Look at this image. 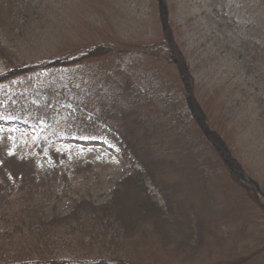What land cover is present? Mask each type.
<instances>
[{
    "label": "trees",
    "instance_id": "trees-1",
    "mask_svg": "<svg viewBox=\"0 0 264 264\" xmlns=\"http://www.w3.org/2000/svg\"><path fill=\"white\" fill-rule=\"evenodd\" d=\"M40 3L0 0L2 37L11 36L14 41L22 35V27ZM254 3L247 32H255L254 39H245L262 49L264 0ZM161 30L162 38L155 41L126 43L107 36L86 44L75 55L55 57L40 66L10 67L0 74L4 86L0 119L12 121L7 125L9 131L23 134L31 126L43 125L35 141L11 151L5 138H0V264H264V221L255 219L251 212L254 203L248 201L253 194L262 196L261 190L246 178L248 174L232 154L213 139L211 129L228 121L218 109L224 102L217 101L216 95L200 101L185 50L164 19ZM3 41L0 38V57L6 58L8 46ZM123 54L175 67L183 86L168 98H160L165 108L159 114L143 116L136 111L143 91L131 78L121 83L110 75L109 88L95 96L88 94L90 84L76 90L67 77L64 82L30 79L29 84L24 80L35 71ZM76 91L81 97L75 96ZM255 110L259 112L257 130L264 133V96L258 97ZM58 137H105L116 145L125 174L115 182L106 201L96 203L82 197L67 214L46 218L43 206L50 199L54 203L55 192L39 190L41 177L34 169V159L52 150ZM217 181H222L224 189ZM20 191L29 197L41 195L43 203L37 200L30 209L12 210L11 214L9 209ZM211 196L217 203L203 200L212 209L203 210L202 199ZM227 242L231 244H223ZM76 246H95L96 258H80ZM61 247L66 249V258L57 257Z\"/></svg>",
    "mask_w": 264,
    "mask_h": 264
},
{
    "label": "rangeland",
    "instance_id": "rangeland-1",
    "mask_svg": "<svg viewBox=\"0 0 264 264\" xmlns=\"http://www.w3.org/2000/svg\"><path fill=\"white\" fill-rule=\"evenodd\" d=\"M40 1L37 12L22 27V35L18 34L12 41L11 36L6 40L0 32V38L8 46L7 57H0V74L8 72L10 67L40 66L41 62L55 57L75 55L86 44L107 36L126 43L155 41L162 38L164 19L185 50L198 85L200 101L206 102L209 96L216 95L219 98L217 101L222 99L221 102H224L223 108L218 109L223 110L228 121L223 120L222 123L219 120L220 128L211 129L214 131L213 139L232 154L248 174L246 178L261 190L262 196L253 194L248 201L254 203V211L251 212L255 219L264 221V133L257 130L255 120L259 114L255 110L256 101L264 96V48H254L246 41L251 39L253 42L255 34L247 33L251 29L249 24L253 19L254 0ZM232 17L236 18V22ZM110 75L112 80L117 79L121 83L125 82V78H131L139 84L143 95L138 98L136 111L143 116L157 111L156 114H159L165 108L160 98H168L167 95L174 94V89L183 86L173 65L128 54L102 56L52 71H35L24 80L30 84V79H38L42 83L51 79L64 82L69 78L76 90L90 84L88 94L95 96L97 92L109 88ZM3 87L0 84V92ZM75 96L81 97L80 92L76 91ZM194 114L199 117L196 112ZM9 123L10 120L0 119V138H5L9 151L29 140L35 141L43 126H31L22 134L9 131ZM241 124L245 129L242 130ZM34 169L41 177L39 190L55 192L54 203L50 199L43 206L46 218L52 214H67L74 201L82 197L96 203L106 201L115 182L125 174V164L118 155L116 145L105 137H58L53 141L52 150L35 156ZM217 182L222 186V181ZM60 195L62 198L58 199ZM205 198L201 201L205 207L203 210H212L210 204L203 200L217 203V198ZM37 200L41 203L44 199L41 195L29 197L20 191L9 212L30 209L32 202ZM41 209L38 207V210ZM19 212L18 217L26 222ZM12 224L8 222L10 227ZM223 244L227 246L231 243ZM76 248L78 251L75 254H79L80 258L93 260L97 256L95 246L91 247L93 249L86 246ZM59 250L58 258L68 256L65 248Z\"/></svg>",
    "mask_w": 264,
    "mask_h": 264
},
{
    "label": "water",
    "instance_id": "water-1",
    "mask_svg": "<svg viewBox=\"0 0 264 264\" xmlns=\"http://www.w3.org/2000/svg\"><path fill=\"white\" fill-rule=\"evenodd\" d=\"M74 140H76V139H74ZM81 142H86V141H84V140H81ZM93 142H95V141H93ZM223 159H224V158H223ZM228 164H229V166H231V165H230V163H228Z\"/></svg>",
    "mask_w": 264,
    "mask_h": 264
}]
</instances>
